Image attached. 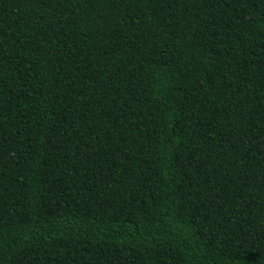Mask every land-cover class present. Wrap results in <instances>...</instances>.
<instances>
[{
	"label": "trees",
	"instance_id": "1",
	"mask_svg": "<svg viewBox=\"0 0 264 264\" xmlns=\"http://www.w3.org/2000/svg\"><path fill=\"white\" fill-rule=\"evenodd\" d=\"M0 264H264V0H0Z\"/></svg>",
	"mask_w": 264,
	"mask_h": 264
}]
</instances>
